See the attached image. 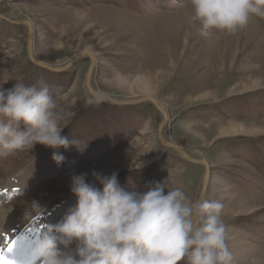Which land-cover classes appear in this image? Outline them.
Instances as JSON below:
<instances>
[{
  "label": "rangeland",
  "instance_id": "obj_1",
  "mask_svg": "<svg viewBox=\"0 0 264 264\" xmlns=\"http://www.w3.org/2000/svg\"><path fill=\"white\" fill-rule=\"evenodd\" d=\"M0 15L30 21L36 57L46 65L90 52L98 64L94 90L117 101L152 95L165 106L164 139L211 166L205 199L223 205L232 264H264V18L205 37L190 0H3ZM27 41L26 27L0 22V86L43 79L62 135L84 149L56 150L65 157L60 165L39 144L0 158V188L12 190L0 210L22 214L13 241L56 208L66 214L75 205L73 173H87L89 182L93 171L116 173L121 187L137 191L167 180L169 190L197 200L205 169L160 141L163 115L152 103L101 102L86 89L88 57L49 72L30 62Z\"/></svg>",
  "mask_w": 264,
  "mask_h": 264
},
{
  "label": "clouds",
  "instance_id": "obj_2",
  "mask_svg": "<svg viewBox=\"0 0 264 264\" xmlns=\"http://www.w3.org/2000/svg\"><path fill=\"white\" fill-rule=\"evenodd\" d=\"M202 36L214 31L234 33L252 17L264 18V0H190ZM48 84L16 82L0 86V158L37 144L56 151L75 147L62 135L61 113ZM71 175L76 203L56 224H49L33 248L37 264H232L226 228L218 201L190 200L167 180L146 190H125L116 173ZM101 187H97L96 184ZM74 245V247H73Z\"/></svg>",
  "mask_w": 264,
  "mask_h": 264
},
{
  "label": "water",
  "instance_id": "obj_3",
  "mask_svg": "<svg viewBox=\"0 0 264 264\" xmlns=\"http://www.w3.org/2000/svg\"><path fill=\"white\" fill-rule=\"evenodd\" d=\"M1 1H3V0H0V3H1ZM2 21H5L6 23H8L10 25L26 27L28 29V41H27L28 56H29L30 62L38 68H41L43 70H47V71L53 72V73L61 72V71H65L66 68L69 65H71L72 63H74L75 61L83 58L82 55L78 54V55L74 56L71 60H69L68 63L65 64L66 66L63 68H57V67H52V66L46 65L45 63L41 62L36 57L35 45H34V27L30 23V21H27V20H20V21L19 20H11L5 16L0 15V22H2ZM90 60H91V66H90L88 73H87V76H86V89H87L88 93L101 102L112 104V105H117V106L137 105V104H141V103L146 102V101L152 103L157 108V110L163 115V122L160 125L159 130H158V138L160 139V141L168 149H170L171 151L176 153L182 161L197 164V165H202L204 167L205 171H204V175L202 178L201 190H200L199 196L197 198V200H204L205 196H206L208 183L210 180V175H211V167H210L209 162L206 159H201V158L195 159V158H193L187 152H185L182 148H180V147H178L172 143H169L164 139V137H163L164 128L170 122V119L167 117V115L164 112L163 106L158 101H156L150 97H147L145 99L141 98V99L126 100V101H117V100H115V99H113L107 95L101 94V93L97 92L96 90H94V88L92 87V78H93V74H94L95 65L93 66L92 58H90Z\"/></svg>",
  "mask_w": 264,
  "mask_h": 264
},
{
  "label": "bare ground",
  "instance_id": "obj_4",
  "mask_svg": "<svg viewBox=\"0 0 264 264\" xmlns=\"http://www.w3.org/2000/svg\"><path fill=\"white\" fill-rule=\"evenodd\" d=\"M80 55H82L83 58L85 57H88L89 59L92 58L93 66L95 65L96 68L97 61L92 53L84 52ZM64 64H66V62ZM59 65L60 67L57 68H63L66 66V65L62 66L61 64ZM141 97L143 99L150 97L156 100L152 95H145ZM141 97L137 99H141ZM163 108L165 114L170 119L167 109L165 108V106H163ZM7 186L8 184H3V186L0 188V192H1L0 205H2L6 196L12 191L11 188L9 190ZM64 215H65L64 209L59 207L56 208L49 216H45L43 219L39 220L36 229L34 231L32 229L27 233L20 234L19 236H17V241H19L20 243V245L19 243L17 244L18 253L10 254L7 252V247L9 246L10 242L13 241L12 238L16 236V234L18 233V229L22 225L23 221L20 222L22 214L20 211L16 209H12L11 207H7V206H2V209L0 210V249L4 250V254L7 259L15 260L18 262V264H37L36 258L33 255V248L35 247L36 241L43 234V232L46 231V228L49 224L58 223L59 221L62 220ZM2 227L4 228V231L2 230Z\"/></svg>",
  "mask_w": 264,
  "mask_h": 264
},
{
  "label": "snow or ice",
  "instance_id": "obj_5",
  "mask_svg": "<svg viewBox=\"0 0 264 264\" xmlns=\"http://www.w3.org/2000/svg\"><path fill=\"white\" fill-rule=\"evenodd\" d=\"M19 241H12L10 242L9 246L7 247L8 253H18L17 244ZM0 264H18L15 260H9L5 257L4 250L0 249Z\"/></svg>",
  "mask_w": 264,
  "mask_h": 264
}]
</instances>
